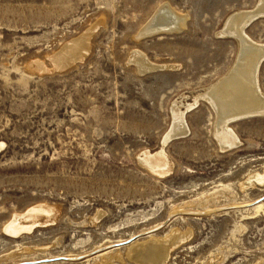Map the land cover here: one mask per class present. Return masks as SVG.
Masks as SVG:
<instances>
[{
	"label": "rangeland",
	"instance_id": "1",
	"mask_svg": "<svg viewBox=\"0 0 264 264\" xmlns=\"http://www.w3.org/2000/svg\"><path fill=\"white\" fill-rule=\"evenodd\" d=\"M260 3L0 0V264H137L131 245L173 230L188 237L167 264H264V184L242 187L264 171V117L234 122L221 150L212 106L195 101L237 60L220 32ZM164 4L185 30L142 37ZM245 33L264 45V15ZM85 34L83 60L58 64ZM135 52L157 68L141 73ZM175 105L188 131L166 142ZM160 153L163 176L143 165Z\"/></svg>",
	"mask_w": 264,
	"mask_h": 264
},
{
	"label": "bare ground",
	"instance_id": "2",
	"mask_svg": "<svg viewBox=\"0 0 264 264\" xmlns=\"http://www.w3.org/2000/svg\"><path fill=\"white\" fill-rule=\"evenodd\" d=\"M235 14L228 20L226 28L222 33L220 32V35L230 36L237 40L239 47L237 60L224 77L205 90V94H201L195 98L196 104L199 102V99H204L208 102L210 107L212 106L216 117L215 139L221 150H229V148H233L237 143V137L232 130L233 128H231L234 122L253 117H264V93L261 91L259 84V70L264 61V45L253 42L245 33V28L250 22L259 15H264V0H261L258 8L253 12L249 11ZM187 19L188 16L179 14L171 5L164 4L159 7L150 23L142 30L141 36L182 32L186 28ZM88 38V34H85L81 39L79 38V40L67 44L59 53L57 63L60 65L68 64L67 66H69L75 64L78 60H83L90 48ZM140 38L138 37L139 40ZM136 55H138V57H135ZM132 63L136 64V67L141 73L157 68L140 52H135L133 54ZM176 105L173 108V125L171 126L172 128L168 136L165 138L166 142L177 137L185 136L188 131L183 119L184 114L181 112V109H179V106L176 107ZM163 155L161 153L156 156L146 155L143 165L159 176H163L166 173L168 174L171 165ZM244 181L242 185L243 188L255 186L257 184L263 185L264 171L251 174ZM208 200L212 201L214 199L210 197ZM263 208L264 205L256 206V213L259 214ZM56 210L54 209V211ZM18 226H20V224ZM14 228L15 227L11 225L10 227L8 226L7 230L12 233L18 231H14ZM187 237V234L179 230H173L172 234L166 239L152 237L150 240L147 239V242H145V240V243L137 242L131 245L127 249L128 253L126 254H128V260L137 264H167L171 257V251L185 241ZM115 259L119 260L120 264H125L124 261L114 253L110 255L104 253L96 257L97 262H99L97 264H114Z\"/></svg>",
	"mask_w": 264,
	"mask_h": 264
}]
</instances>
